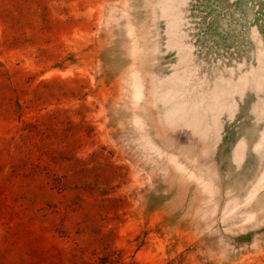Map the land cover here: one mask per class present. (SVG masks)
I'll return each instance as SVG.
<instances>
[{
  "label": "rangeland",
  "instance_id": "rangeland-1",
  "mask_svg": "<svg viewBox=\"0 0 264 264\" xmlns=\"http://www.w3.org/2000/svg\"><path fill=\"white\" fill-rule=\"evenodd\" d=\"M0 264H264V0H0Z\"/></svg>",
  "mask_w": 264,
  "mask_h": 264
},
{
  "label": "crops",
  "instance_id": "crops-1",
  "mask_svg": "<svg viewBox=\"0 0 264 264\" xmlns=\"http://www.w3.org/2000/svg\"><path fill=\"white\" fill-rule=\"evenodd\" d=\"M260 3V2H259Z\"/></svg>",
  "mask_w": 264,
  "mask_h": 264
}]
</instances>
